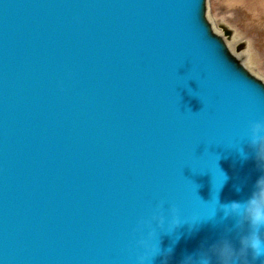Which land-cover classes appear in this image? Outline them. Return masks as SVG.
Masks as SVG:
<instances>
[{
	"label": "water",
	"instance_id": "obj_1",
	"mask_svg": "<svg viewBox=\"0 0 264 264\" xmlns=\"http://www.w3.org/2000/svg\"><path fill=\"white\" fill-rule=\"evenodd\" d=\"M203 6L0 0V264H136L138 223L161 200L180 223L154 225L152 264L225 236L239 248L220 205L264 176L239 142L264 121V89Z\"/></svg>",
	"mask_w": 264,
	"mask_h": 264
},
{
	"label": "clouds",
	"instance_id": "obj_2",
	"mask_svg": "<svg viewBox=\"0 0 264 264\" xmlns=\"http://www.w3.org/2000/svg\"><path fill=\"white\" fill-rule=\"evenodd\" d=\"M242 140L249 143L258 167L264 171V121L252 122L248 132L239 142ZM239 142L235 148L243 159H247L248 153L239 146ZM220 209L223 212L221 222L230 218L235 221L233 229L237 231L239 248L225 236L211 247H202L197 253L186 256L182 264H213V258L215 264H250L249 253L253 261L264 257V176L256 182L250 198L246 201L221 204ZM168 216L171 217L173 231L180 223L179 210L168 201L161 200L156 204L150 217L138 223L137 232L141 234V238L137 241L139 251L136 255V264H152L154 258L161 254L158 244L153 242L156 240L154 225L162 227ZM214 217L215 214L209 219ZM171 251L169 248L167 254Z\"/></svg>",
	"mask_w": 264,
	"mask_h": 264
},
{
	"label": "rangeland",
	"instance_id": "obj_3",
	"mask_svg": "<svg viewBox=\"0 0 264 264\" xmlns=\"http://www.w3.org/2000/svg\"><path fill=\"white\" fill-rule=\"evenodd\" d=\"M203 8L226 59L264 89V0H204Z\"/></svg>",
	"mask_w": 264,
	"mask_h": 264
}]
</instances>
